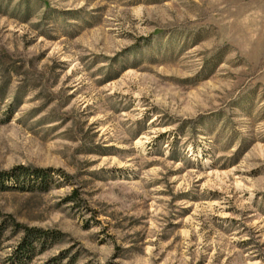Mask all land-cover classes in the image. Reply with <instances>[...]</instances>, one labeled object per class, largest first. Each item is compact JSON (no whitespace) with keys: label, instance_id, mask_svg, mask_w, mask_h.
Returning a JSON list of instances; mask_svg holds the SVG:
<instances>
[{"label":"rangeland","instance_id":"rangeland-1","mask_svg":"<svg viewBox=\"0 0 264 264\" xmlns=\"http://www.w3.org/2000/svg\"><path fill=\"white\" fill-rule=\"evenodd\" d=\"M17 165L0 264H264V0H0Z\"/></svg>","mask_w":264,"mask_h":264},{"label":"trees","instance_id":"trees-1","mask_svg":"<svg viewBox=\"0 0 264 264\" xmlns=\"http://www.w3.org/2000/svg\"><path fill=\"white\" fill-rule=\"evenodd\" d=\"M46 170L34 168L30 166L17 165L8 170L0 171V186L7 182L15 183L18 187L29 185H39L45 182ZM15 230L21 231L23 237L17 245L11 257H9L10 264L21 263V260H28V252L33 251L37 244L45 243L48 238L52 237L47 231L36 228H26L18 224H11ZM28 248V249H27Z\"/></svg>","mask_w":264,"mask_h":264}]
</instances>
